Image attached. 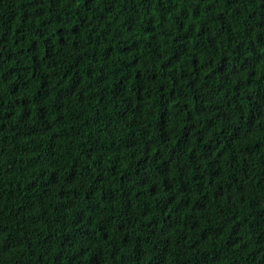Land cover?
<instances>
[{
	"label": "trees",
	"instance_id": "obj_1",
	"mask_svg": "<svg viewBox=\"0 0 264 264\" xmlns=\"http://www.w3.org/2000/svg\"><path fill=\"white\" fill-rule=\"evenodd\" d=\"M0 264H264V0H0Z\"/></svg>",
	"mask_w": 264,
	"mask_h": 264
}]
</instances>
